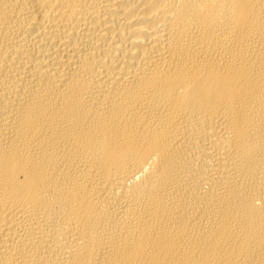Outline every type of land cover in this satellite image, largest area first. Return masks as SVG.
Masks as SVG:
<instances>
[{
    "label": "bare ground",
    "instance_id": "obj_1",
    "mask_svg": "<svg viewBox=\"0 0 264 264\" xmlns=\"http://www.w3.org/2000/svg\"><path fill=\"white\" fill-rule=\"evenodd\" d=\"M0 264H264V0H0Z\"/></svg>",
    "mask_w": 264,
    "mask_h": 264
}]
</instances>
